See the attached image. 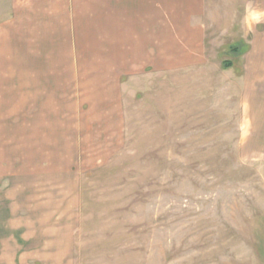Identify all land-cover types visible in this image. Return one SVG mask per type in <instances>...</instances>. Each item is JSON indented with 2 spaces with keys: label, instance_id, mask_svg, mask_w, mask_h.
Returning <instances> with one entry per match:
<instances>
[{
  "label": "rangeland",
  "instance_id": "obj_1",
  "mask_svg": "<svg viewBox=\"0 0 264 264\" xmlns=\"http://www.w3.org/2000/svg\"><path fill=\"white\" fill-rule=\"evenodd\" d=\"M193 10L181 62L78 98L41 145L0 106V264H264V0Z\"/></svg>",
  "mask_w": 264,
  "mask_h": 264
},
{
  "label": "crops",
  "instance_id": "obj_2",
  "mask_svg": "<svg viewBox=\"0 0 264 264\" xmlns=\"http://www.w3.org/2000/svg\"><path fill=\"white\" fill-rule=\"evenodd\" d=\"M20 2V18L0 26V106L20 112V146L41 145L34 135L71 118L78 98L113 104L135 67L181 62L185 30L200 36L195 0Z\"/></svg>",
  "mask_w": 264,
  "mask_h": 264
},
{
  "label": "trees",
  "instance_id": "obj_3",
  "mask_svg": "<svg viewBox=\"0 0 264 264\" xmlns=\"http://www.w3.org/2000/svg\"><path fill=\"white\" fill-rule=\"evenodd\" d=\"M235 50H238L239 51V47L237 46L236 48H235ZM232 66V63L231 62H226L225 63V67H231Z\"/></svg>",
  "mask_w": 264,
  "mask_h": 264
}]
</instances>
